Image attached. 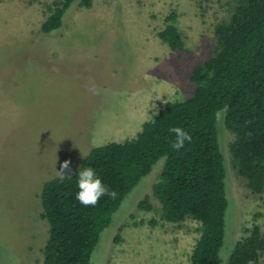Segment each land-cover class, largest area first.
Segmentation results:
<instances>
[{"label": "rangeland", "instance_id": "rangeland-1", "mask_svg": "<svg viewBox=\"0 0 264 264\" xmlns=\"http://www.w3.org/2000/svg\"><path fill=\"white\" fill-rule=\"evenodd\" d=\"M54 1L0 0V264H43L49 231L41 217L43 184L58 177L64 161L72 174L93 147L135 136L161 105L192 95V69L213 55L215 25L234 7L230 0L75 2L60 29L42 33ZM172 12L183 50L158 35ZM221 111L229 206L220 264H226L253 223L264 234V193H252L233 168L234 135ZM163 163L123 199L91 264H190L199 224L161 218L153 185ZM146 197L150 210L139 206ZM251 264H264V253Z\"/></svg>", "mask_w": 264, "mask_h": 264}, {"label": "trees", "instance_id": "trees-1", "mask_svg": "<svg viewBox=\"0 0 264 264\" xmlns=\"http://www.w3.org/2000/svg\"><path fill=\"white\" fill-rule=\"evenodd\" d=\"M230 1L234 3L230 18L215 25L213 55L192 69V95L161 105L135 136L93 147L71 177L61 181L58 176L43 184L41 217L49 225L43 264H91L114 212L161 158L160 177L153 185L161 218L177 224L187 219L198 222L200 235L190 264H220L229 201L218 111L225 110V125L234 135L229 145L233 168L252 193H264V0ZM75 2L90 7L93 0H55L41 32L60 29ZM175 20L176 13H170L158 35L171 49L183 50ZM172 127L191 135L179 150L171 146ZM86 167H93L117 193L115 199L102 196L95 206H84L76 199L78 173ZM139 206L152 208L147 197ZM263 253L264 234L253 223L235 243L226 264L256 263Z\"/></svg>", "mask_w": 264, "mask_h": 264}, {"label": "clouds", "instance_id": "clouds-1", "mask_svg": "<svg viewBox=\"0 0 264 264\" xmlns=\"http://www.w3.org/2000/svg\"><path fill=\"white\" fill-rule=\"evenodd\" d=\"M217 120H221L223 111L217 112ZM170 133L175 134V140L171 146L175 150L181 149L186 141H191V135L181 127L170 128ZM70 168V161L66 160L61 165L57 172L60 180L63 181L66 177H71L70 172H66ZM78 188L79 191L76 199L84 206H95L102 196L108 195L115 199L117 193L110 190L104 183L102 178L96 173L93 167L82 168L78 173Z\"/></svg>", "mask_w": 264, "mask_h": 264}]
</instances>
